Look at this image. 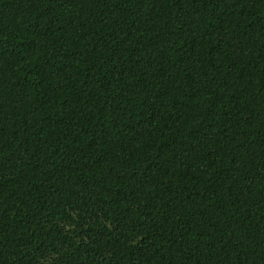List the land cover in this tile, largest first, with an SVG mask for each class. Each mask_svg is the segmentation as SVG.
I'll return each instance as SVG.
<instances>
[{
	"label": "trees",
	"instance_id": "16d2710c",
	"mask_svg": "<svg viewBox=\"0 0 264 264\" xmlns=\"http://www.w3.org/2000/svg\"><path fill=\"white\" fill-rule=\"evenodd\" d=\"M0 264H264V0H0Z\"/></svg>",
	"mask_w": 264,
	"mask_h": 264
}]
</instances>
